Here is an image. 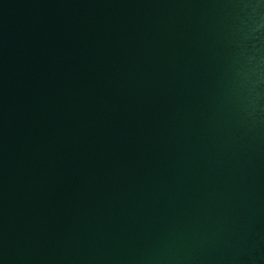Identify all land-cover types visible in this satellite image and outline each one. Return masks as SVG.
Returning a JSON list of instances; mask_svg holds the SVG:
<instances>
[{"label": "water", "instance_id": "95a60500", "mask_svg": "<svg viewBox=\"0 0 264 264\" xmlns=\"http://www.w3.org/2000/svg\"><path fill=\"white\" fill-rule=\"evenodd\" d=\"M0 264H264V0H0Z\"/></svg>", "mask_w": 264, "mask_h": 264}]
</instances>
